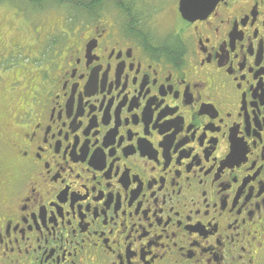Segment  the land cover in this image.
<instances>
[{"label": "flooded vegetation", "instance_id": "obj_1", "mask_svg": "<svg viewBox=\"0 0 264 264\" xmlns=\"http://www.w3.org/2000/svg\"><path fill=\"white\" fill-rule=\"evenodd\" d=\"M130 5L0 97V264H264V0Z\"/></svg>", "mask_w": 264, "mask_h": 264}, {"label": "trees", "instance_id": "obj_2", "mask_svg": "<svg viewBox=\"0 0 264 264\" xmlns=\"http://www.w3.org/2000/svg\"><path fill=\"white\" fill-rule=\"evenodd\" d=\"M7 0H0V2H5ZM9 1V0H8ZM125 1L126 0H20V2H16V1H9L11 4H14L18 7V9L13 8L12 6L10 7L8 4L5 3V5L8 7V11H11V9H13L14 14L16 16H19V23L21 26H23L24 24L31 26L32 24H34L35 26V18L37 15H32L30 16V11H52L55 10L57 12L59 11H63L64 12V16L62 20H65L66 22H70V24L72 25V28L69 27V30H63L61 35H59L58 37H68L72 36L75 34V28L76 26L79 27H83L80 26L78 24L83 25V18L86 14V11L93 9V10H101V7L108 3L111 5V7L113 8L114 11L117 12V8L120 9H126L129 10V8L132 7V5H130L129 7H125ZM9 3V4H10ZM19 7L21 9H19ZM132 11V10H131ZM139 11V9H138ZM25 12V13H24ZM135 14V13H133ZM68 20V21H67ZM123 23V22H122ZM137 26V24L135 23V21H130L127 19V21H124V23L122 24V28L126 33H134L136 31H134L135 27ZM1 30V27H0ZM1 34V33H0ZM12 37H15V35L13 34ZM19 38H12L11 40H7V48L10 50V58H13V56H23L26 53H29L27 51V48L25 49V46L21 45L19 40ZM37 41L39 42V46L38 44L35 47V50L33 53H29L32 56H35L36 52L39 51L40 54V58L37 59L36 61L41 65V61L44 60L46 57H48V53L51 50V41L53 42L54 40H49L48 43H44L43 39H37ZM20 44V45H19ZM28 44V43H27ZM10 45V47H9ZM11 67V65H10ZM25 67L23 71L20 70V67H18V70L16 71L15 76L17 79H20L19 74H22L26 77H32L29 76L31 74L35 75L36 71L32 69V67H30L28 64H25ZM42 67H44V65H42ZM16 68V67H14ZM5 69H8V66L5 67ZM43 70V69H42ZM6 72V71H5ZM13 74L8 73L6 75V78L8 80H10L12 78ZM29 76V77H28ZM4 77V76H3ZM4 82H6V79L4 77ZM7 86V84H6ZM10 101H13L15 98L12 95L8 96ZM0 101L2 102V99L0 98ZM4 116V114L2 113V110L0 108V119H2ZM1 169V167H0Z\"/></svg>", "mask_w": 264, "mask_h": 264}, {"label": "rangeland", "instance_id": "obj_3", "mask_svg": "<svg viewBox=\"0 0 264 264\" xmlns=\"http://www.w3.org/2000/svg\"><path fill=\"white\" fill-rule=\"evenodd\" d=\"M9 1L20 2V0H9ZM9 1L7 0L5 2H0V27L2 31L4 32L3 41L7 42V40H11L12 38H19L18 40L20 44L25 46V49L27 48V51L29 53L34 52L35 47L38 43V42H34L37 39V37H34L35 34L39 33L40 34L39 37L45 36L47 33L48 35L52 33L53 35L56 36L58 34L59 35L63 34L62 33L63 30L64 31L69 30V27L72 28V25L70 24V22H66L65 20H62L64 16V12L63 11L57 12L55 10H52L49 12H46V11L31 12L30 11L29 13L30 16L37 15L35 18V26L34 24H32L31 26L26 25V24L21 26L18 20L19 16L13 15L14 14L13 9H11V11H8L7 9L8 7L5 5V3L8 4L10 7L12 6L15 9H18V7L14 4H11ZM19 9L21 8L19 7ZM13 34L17 37H12ZM52 38L53 37H43V39L46 42H48ZM24 60H27L28 63H32L35 61V58H29L27 55L24 57ZM10 65H11L10 69H12L13 67L26 68L20 56H15V55L13 56V58H11ZM34 66L38 68L36 64H34ZM19 76L20 77L23 76V73L19 74ZM29 76H33V74ZM35 78H37V76ZM14 88H15L14 91L21 90L22 86L17 85V86H14ZM5 93L7 95V101H10L8 97L9 93L7 91H5ZM17 94H20V91ZM4 98L6 99L5 95H4ZM13 131L14 130L11 127H8V124L3 123L0 126V141L3 140L2 136H10ZM3 149L4 148H2L0 152H2Z\"/></svg>", "mask_w": 264, "mask_h": 264}, {"label": "water", "instance_id": "obj_4", "mask_svg": "<svg viewBox=\"0 0 264 264\" xmlns=\"http://www.w3.org/2000/svg\"><path fill=\"white\" fill-rule=\"evenodd\" d=\"M215 2L216 0H179V10L185 18L191 19L196 17L198 10L206 9L207 4Z\"/></svg>", "mask_w": 264, "mask_h": 264}]
</instances>
